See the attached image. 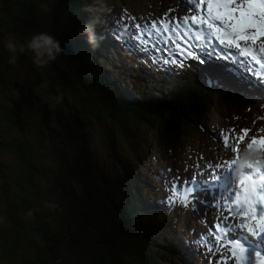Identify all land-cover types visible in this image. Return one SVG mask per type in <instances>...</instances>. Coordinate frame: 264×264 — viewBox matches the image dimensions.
Listing matches in <instances>:
<instances>
[{
    "label": "trees",
    "instance_id": "1",
    "mask_svg": "<svg viewBox=\"0 0 264 264\" xmlns=\"http://www.w3.org/2000/svg\"><path fill=\"white\" fill-rule=\"evenodd\" d=\"M93 2L56 0L46 12L36 0H0V90L9 85V73L18 64L31 70L26 87L15 85L13 108L0 111L5 113V133L13 134L9 144L0 143V150L15 156L13 190L0 173V264H197L193 257L177 256L196 229L207 226L196 219L193 205L200 207L201 201L172 203L170 181L152 173L158 158H148L147 172L144 166L119 160L113 130L139 155L135 131L127 123L133 119L148 125L165 160H187L188 174L189 166L200 162L199 148L192 151V144L217 140V126L209 118L222 116L214 114L216 96L226 119L236 122L264 118V104L259 112L253 97L229 85L230 75H222L224 87H217L205 72L199 79L190 72L183 76V71L157 79L156 70L164 67L143 69L148 64L138 56L141 51L134 48L132 37L123 36L133 23L122 6L99 1L107 13L105 23L96 28L98 46L92 48L80 29L88 19L82 8ZM40 32L60 41L64 54L37 69L30 53L17 52V63L9 64V33L27 42ZM134 69L160 83L148 82L140 92L130 79ZM40 92L52 97L51 108ZM94 120L110 125L106 138L113 166L100 164L91 151ZM33 129L38 131L31 134ZM30 135L45 150L44 160L53 164L45 173L36 166L40 154L31 151L26 140ZM32 176L25 186L24 178ZM40 177L51 179L48 188ZM205 193L196 194L204 200Z\"/></svg>",
    "mask_w": 264,
    "mask_h": 264
},
{
    "label": "rangeland",
    "instance_id": "2",
    "mask_svg": "<svg viewBox=\"0 0 264 264\" xmlns=\"http://www.w3.org/2000/svg\"><path fill=\"white\" fill-rule=\"evenodd\" d=\"M35 1V0H34ZM39 2L40 7L46 12L50 11V7L56 4V0H36ZM100 2H107L108 5H116L122 6V9L128 13H130V17L133 20V27L130 30L123 32V36L126 38H130L132 34L136 37H132L134 40V47L136 49L142 50V59H146V66L144 64L143 69L147 71H151V69H156L158 66L165 67V70H156L158 73L157 79H163L164 74L168 76H174L177 74L179 70L183 71L185 74L187 72L193 73L195 77H199L201 71L204 70L208 74L211 71L212 77L217 83L219 80L225 78L226 71L229 68L228 65H234L236 69H239L236 74L239 76L240 73H243L248 78L252 79H260L264 78V74L260 73V78L257 75H252L249 69L241 71L243 64V60L234 61V59H226L220 56H212L216 62L225 61V65H221L224 67L223 69H218L215 67L216 64L211 63V65H206L204 67V63H201L199 59L193 60L188 59L184 62L183 66L178 63H171L170 61L177 60L178 56H174L172 54V50L175 49L176 43L174 42V38L170 37L169 33H165L162 28L163 22H169L172 25H176V23L182 24L184 21V17H190L192 12L190 9H193L195 0H99ZM94 3V2H93ZM92 3V4H93ZM194 33V32H193ZM19 37L18 35H16ZM133 36V35H132ZM178 41V38L176 39ZM251 43V42H249ZM242 44H247L246 42H242ZM258 50H264V43L258 41L255 44ZM187 47V46H184ZM241 48V46H240ZM240 48L235 49L238 51L240 56H244L243 51ZM234 50V52H235ZM153 54L158 59L155 60ZM201 58L203 60H207L209 56L206 52H201ZM237 54V55H239ZM239 56V57H240ZM235 58V57H234ZM264 57L262 58V60ZM261 60V61H262ZM246 64V63H245ZM208 67V69H207ZM210 67V68H209ZM132 72V82L136 88L142 92L146 91L148 82H158L157 79L147 77L146 75L140 74L138 69H134ZM219 70V71H218ZM31 70L25 64H18L14 71H10L9 73V85L4 88V91L0 90V111L1 107L3 108H13V103L11 101L16 97L15 85L20 83L21 87H26L30 81ZM188 76V75H186ZM217 76V77H216ZM156 78V77H155ZM7 79V78H6ZM224 80V79H223ZM230 86H235L233 80H229ZM169 89L171 85H166ZM6 94L5 99L4 95ZM40 97L43 101L47 103V105L51 108L53 105V99L51 96H48L46 92H40ZM217 97V96H216ZM214 98L212 101V105H217L216 112L214 114L221 113V117H216L215 115L210 114V120L217 126V140L216 141H205V145H201L197 143L192 144V151L199 148V156L202 157L203 163L201 165H193L191 164L188 169V174L186 170L187 160L183 159L181 163H171L168 160H165L162 152L158 149L157 143L155 141V130L150 128L148 125H142L137 123L135 120L128 121L127 125L130 130L135 131L133 135L134 144L140 148L139 152L141 154L137 155L134 153L128 141L121 135L120 131L115 128L113 130L114 136V144H116L119 151L115 150L116 155H118L119 160L128 161L131 165L144 166L147 172L146 166L149 165L148 158L149 157H157L156 168L152 171L156 176L162 177L163 182L172 181L171 184L172 189H175L176 185L179 184L181 190H183L184 185L188 181L195 180L196 185L199 186L198 189H204L208 192V200L204 202V204H200L199 207V215L198 218L202 220L204 223H207L209 226L213 227L219 220H222L223 217L228 215V210L218 207L216 202L219 199V194H222L223 191L227 190V187H222L221 185H217L212 182V173L221 172L227 170L229 165L234 167V161L239 159L241 150L248 145L252 139L256 138H264V119L259 118V115L253 117L250 121L246 122H236L231 118L226 119V114L224 112L223 105L220 104L219 96L218 98ZM259 109V107H258ZM5 112V111H4ZM5 113L0 112V143L9 144L13 139L11 136L13 134L7 135L5 132L7 130L6 121L4 120ZM228 117V116H227ZM110 125L104 123H97V121H92V126L89 131V138L91 141V151L96 156L97 161L102 165H111L113 166L112 159L109 158V150L107 148V138H106V130ZM38 130L33 129L31 134L36 133ZM131 134V132H130ZM243 137V139H241ZM225 138H227V143H225ZM21 140L20 135L18 140ZM25 140V139H24ZM29 141L30 149L32 152L39 153V159L41 163L36 162L37 167H43L44 173L47 170L53 168V164L50 162V159L44 160L43 154L45 150L40 148L36 143L35 137L30 135L26 138ZM196 142V140H195ZM142 143H145L144 146H141ZM17 146V145H16ZM141 146V147H140ZM255 148V147H254ZM257 151V148H255ZM189 151V150H188ZM264 152V151H261ZM37 156V155H34ZM194 157V156H193ZM192 156L189 158H193ZM119 160H117L119 162ZM168 162V163H166ZM191 162L192 159H191ZM15 166V156L13 153L9 151L0 150V173L3 177H5L13 190V179L14 173L12 174L13 168ZM10 169H12L10 171ZM229 174V173H228ZM34 180L32 177L24 178V183L30 185ZM49 180H45L43 177H40V182L43 187L48 188ZM16 184L14 187L17 189L16 185L18 180H14ZM207 182V183H205ZM211 189V190H209ZM195 193V192H194ZM176 199V197H175ZM178 206V205H176ZM186 210L183 208L182 213H185ZM204 215V216H202ZM208 217V218H207ZM196 217V219H198ZM234 222L239 223V218H232ZM208 228H201L200 236H192L190 238L191 247H193L190 252L193 250L194 253H198L199 257L194 258L197 260V264H234L235 258L232 256V249L228 247V244L223 241H216L215 236L209 235ZM242 231V229H239ZM248 237L249 233L246 229H243ZM244 232V235L246 234ZM203 233V235H201ZM251 238V237H250ZM211 239L212 243L216 244V251H212V249L208 245V241ZM252 239L255 240L256 237L252 236ZM261 240L260 245L263 249L264 253V237L259 238ZM193 244V245H192ZM187 249V245L183 248L181 252L178 253L177 258L180 256L183 257L184 251ZM193 254V253H192ZM234 262V263H233Z\"/></svg>",
    "mask_w": 264,
    "mask_h": 264
},
{
    "label": "snow or ice",
    "instance_id": "3",
    "mask_svg": "<svg viewBox=\"0 0 264 264\" xmlns=\"http://www.w3.org/2000/svg\"><path fill=\"white\" fill-rule=\"evenodd\" d=\"M204 4L207 5L206 9ZM189 11L193 14L190 17H184V24L179 27L173 29L170 25H165L169 33L175 31L179 33L181 39L184 38V33L179 32L180 27H183L185 32L191 28L188 35L192 32L197 34L195 40L187 47L174 41L176 47L172 50V54L178 56V59L170 61L171 63L183 66L188 59H199L203 63L201 52H206L209 57L220 56L230 59L237 55L232 49L240 48L242 42L250 41L253 45L258 41L264 43V0H197L195 9ZM204 25L207 27L205 28ZM244 50L241 49V51ZM227 71L247 89H259L264 92V78L252 79L243 73L236 76L239 69H236L234 65ZM248 146L264 151V138H254ZM228 173H231V176L234 174V168L231 165L227 170L212 173V179L218 182ZM198 188L195 180L186 182L183 190L179 184L175 189H171L170 186V195L176 197V200L171 202L178 201L187 205ZM262 188L264 184L257 183L250 175L242 174L238 180L232 178L231 185L219 194L216 202L222 210H228V215L219 220L215 228L210 230L216 241H223L231 247L236 264L264 262V254L258 251H252L249 254L250 250L242 239L245 235L237 231V229H246L257 240L264 237V190H261ZM230 217L239 218V223L234 222ZM208 245L212 251H216V244L212 243L211 239Z\"/></svg>",
    "mask_w": 264,
    "mask_h": 264
},
{
    "label": "clouds",
    "instance_id": "4",
    "mask_svg": "<svg viewBox=\"0 0 264 264\" xmlns=\"http://www.w3.org/2000/svg\"><path fill=\"white\" fill-rule=\"evenodd\" d=\"M82 11L88 14V19L80 29L86 36L87 43L96 48L99 37L96 34L98 25L105 23L103 16L107 13V8L99 5V0H94L93 4H87ZM5 48L11 53L8 63H17V52L30 53L32 64L37 68L49 65L60 54H64L60 41L47 32L33 34L27 42H22L15 34L9 33ZM45 88L46 84H41ZM245 169L259 170L264 169V152L257 151L254 147L246 145L240 152L238 160L234 161V176L239 179L244 174ZM260 183H264V177L259 178Z\"/></svg>",
    "mask_w": 264,
    "mask_h": 264
},
{
    "label": "bare ground",
    "instance_id": "5",
    "mask_svg": "<svg viewBox=\"0 0 264 264\" xmlns=\"http://www.w3.org/2000/svg\"><path fill=\"white\" fill-rule=\"evenodd\" d=\"M182 23H184V22H182ZM194 41V38L192 37L190 40H189V42L191 43V42H193ZM241 45H244V44H241ZM247 47H248V50H250V51H255V52H258L259 50H256L257 48H255V46L253 45V44H247ZM235 52L237 53V54H239L238 53V51H236L235 50ZM259 53V52H258ZM202 54L200 53V56H201ZM240 56V54L239 55H236V57H235V60L236 61H238V60H242L241 59V57H239ZM204 67H206V65H211V63H214V64H216V66L215 67H218V69H223V65H225L226 64V62L225 61H219V62H216L215 60H214V58H211V57H209L207 60H204ZM225 63V64H224ZM222 65V66H221ZM232 66V65H231ZM210 68V67H209ZM207 69H208V67H207ZM245 69V66H243L242 67V71ZM207 71V70H206ZM219 71V70H218ZM241 74V73H240ZM153 75V74H152ZM208 75L210 76L211 75V71H209V73H208ZM217 77V76H216ZM212 78V77H211ZM219 81H221V80H219ZM218 81V82H219ZM58 94V93H57ZM234 168V167H233ZM235 179V178H234ZM231 180H232V178L231 177H226V178H224V185L228 188L230 185H231ZM224 186V187H225ZM208 218V217H207ZM237 231H239V232H241L243 235H244V231L242 230V231H240L239 229H237ZM212 237V236H211ZM246 237H248V236H246V234H245V236H244V238L246 239ZM260 242H261V240L260 239H256V240H253L252 238H250L249 237V239L247 238V246H249L250 247V252H252V249L254 248V247H259V245H260Z\"/></svg>",
    "mask_w": 264,
    "mask_h": 264
},
{
    "label": "water",
    "instance_id": "6",
    "mask_svg": "<svg viewBox=\"0 0 264 264\" xmlns=\"http://www.w3.org/2000/svg\"><path fill=\"white\" fill-rule=\"evenodd\" d=\"M247 247L250 249L249 246H247ZM252 251H256V250L255 249H252ZM249 254H251V252ZM256 264H264V262H256Z\"/></svg>",
    "mask_w": 264,
    "mask_h": 264
}]
</instances>
